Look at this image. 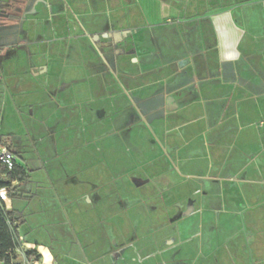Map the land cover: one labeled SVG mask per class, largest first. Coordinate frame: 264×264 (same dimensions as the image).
<instances>
[{
	"label": "crops",
	"instance_id": "1",
	"mask_svg": "<svg viewBox=\"0 0 264 264\" xmlns=\"http://www.w3.org/2000/svg\"><path fill=\"white\" fill-rule=\"evenodd\" d=\"M5 95L40 258L264 264V0H0Z\"/></svg>",
	"mask_w": 264,
	"mask_h": 264
},
{
	"label": "trees",
	"instance_id": "2",
	"mask_svg": "<svg viewBox=\"0 0 264 264\" xmlns=\"http://www.w3.org/2000/svg\"><path fill=\"white\" fill-rule=\"evenodd\" d=\"M3 147H7L20 160H16L12 170L0 164V189L6 188L10 199L14 200L21 196V184L30 180V170L22 164L24 159L16 147L0 136V149ZM20 245L15 212L0 203V264H22L17 252ZM33 255L39 258L35 252H28V256Z\"/></svg>",
	"mask_w": 264,
	"mask_h": 264
},
{
	"label": "rangeland",
	"instance_id": "3",
	"mask_svg": "<svg viewBox=\"0 0 264 264\" xmlns=\"http://www.w3.org/2000/svg\"><path fill=\"white\" fill-rule=\"evenodd\" d=\"M30 112V108L15 103L9 95L0 98V135L8 140H12L14 143L16 141L27 143V140L31 142L25 125L28 121H23L22 118V115L24 117L30 116Z\"/></svg>",
	"mask_w": 264,
	"mask_h": 264
},
{
	"label": "built area",
	"instance_id": "4",
	"mask_svg": "<svg viewBox=\"0 0 264 264\" xmlns=\"http://www.w3.org/2000/svg\"><path fill=\"white\" fill-rule=\"evenodd\" d=\"M15 155L7 148L3 147L0 149V164L12 170L16 162ZM11 199L8 195V190L6 188L0 189V203H3L8 209V204ZM20 246L17 249L19 256L22 257V264H54L53 261L46 260L45 258H36V256H28V252H33L34 248H28L24 246L22 240L20 239ZM38 255V254H36ZM39 256V255H38Z\"/></svg>",
	"mask_w": 264,
	"mask_h": 264
},
{
	"label": "water",
	"instance_id": "5",
	"mask_svg": "<svg viewBox=\"0 0 264 264\" xmlns=\"http://www.w3.org/2000/svg\"><path fill=\"white\" fill-rule=\"evenodd\" d=\"M168 102H170V101H168Z\"/></svg>",
	"mask_w": 264,
	"mask_h": 264
}]
</instances>
